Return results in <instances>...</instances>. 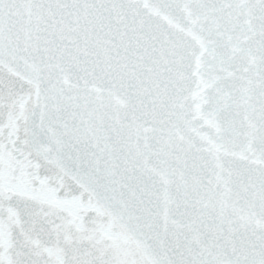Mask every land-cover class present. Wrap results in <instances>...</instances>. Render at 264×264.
Here are the masks:
<instances>
[{"label":"snow or ice","instance_id":"6c2138e0","mask_svg":"<svg viewBox=\"0 0 264 264\" xmlns=\"http://www.w3.org/2000/svg\"><path fill=\"white\" fill-rule=\"evenodd\" d=\"M0 264H264V0H0Z\"/></svg>","mask_w":264,"mask_h":264}]
</instances>
